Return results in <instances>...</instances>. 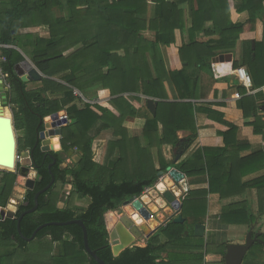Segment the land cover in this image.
<instances>
[{
    "label": "trees",
    "instance_id": "1",
    "mask_svg": "<svg viewBox=\"0 0 264 264\" xmlns=\"http://www.w3.org/2000/svg\"><path fill=\"white\" fill-rule=\"evenodd\" d=\"M149 1L155 4V12L150 19L146 18L148 0H0L3 5L0 9V41L22 45L25 50H28L31 55L30 58L40 72L46 76L41 79L42 86L40 89L26 90L25 83H22L16 75L12 74V68L23 60V56L15 50L4 52L7 56L4 69L11 73L12 100L17 104L16 109H14V126L23 133L20 149L33 148L39 116L51 115L63 107L60 100H48L41 92L62 93L63 101L67 102L74 99L72 88L83 90L97 83H101L111 95L139 91L146 96L160 99L157 102L155 114L145 122V139L151 138L147 129L155 130L157 122H160L163 127V138L157 139L154 142L156 145L166 142L173 144L179 142V145L185 148L192 142L195 132L183 139H178L175 133L176 130L190 125L193 127L191 104L183 103L180 105L173 101H163L166 98V93L162 80L167 78L168 82L173 83L181 97L185 95L196 97L197 94L194 92L197 91L199 80L197 77L191 78L187 74L188 68L200 63L202 68L206 67L207 70H210L209 58L211 56L217 52L234 49L244 25L254 21L258 13L263 10L262 2L264 0H241V3L235 7L236 14L233 15L238 18H235V21L230 18L231 8L229 4L232 0ZM194 1L197 2V9L193 8ZM178 3H183L186 6L187 15L185 19L182 9L177 8ZM55 8L59 11H66L67 16L65 14L53 15ZM245 13L247 19L240 20L239 17ZM208 20L213 21L211 31L204 29L205 22ZM185 25L190 38H193L195 32L200 30L208 33L219 31V40L211 45L206 43L202 45L205 51L199 55L194 51L197 46H201L202 42L191 41L188 45L184 44L179 48V56L185 65L180 70L167 72L158 44H172L174 42V29H183ZM41 26L44 27L43 32L45 33L17 32L20 28ZM147 30L155 32L154 40L150 41L143 35V32ZM72 47V51L65 53ZM188 47L193 50L187 49ZM150 51L152 52L151 62L155 77L146 55ZM243 64L250 67L254 87L264 84V40L255 42L253 49L248 41L245 42ZM238 66L237 61L233 62L234 68ZM54 76H63L67 85L51 79ZM261 92H264V89ZM248 101L251 103L249 108L245 106V102L248 103ZM111 102L112 105L86 104L81 110L71 106L68 110L69 121L62 128L60 143L64 151L70 148L80 150V158L75 166L61 167L60 154L52 151L51 154L54 156L55 162L48 168L53 159L49 156L44 157L45 152L40 150L39 144L34 148L33 159L37 172L34 187L26 191L24 202L17 207L15 212L16 217L5 218L0 221V247L1 241L4 240H12L15 243L11 249L6 248L8 251L4 253H1L2 249H0V264H3L7 258L15 257L19 249H26L28 242L19 236L16 218L21 212L33 206L34 194L49 183L50 173L54 175L53 184L46 192L39 195L38 208L32 213L25 214L20 221V230L24 236H30L37 226L45 222L81 219L86 227L89 247L96 250V254L105 264L172 263L170 257H168V261L160 260V254L170 242L183 235V225L173 222L167 223L162 230L167 236L165 241H159L157 233H155L143 247L126 248L117 256H113L111 253L104 213L115 210L130 197L139 196L146 188L154 184L156 172L165 170L166 166L169 165L165 163L160 151H158L160 165L158 170L146 167L143 159L142 161L139 159L137 166L129 170L126 153L120 148L121 154L112 163L107 176L104 177L108 169L103 166H95L96 164L92 161L93 138L88 135V130L99 119L112 126L114 132L117 133L122 128L121 124L124 118L135 114L130 102L123 96L114 97ZM242 110L245 117L251 113L256 114L257 104L254 98L243 97ZM257 119H260V116ZM262 125H264L263 122ZM233 127L231 125V129ZM42 129L43 125L39 127L40 131ZM48 130V138L53 141V137L58 135V129L50 128ZM122 130L124 132H122L120 142L125 145L128 136L126 130L124 128ZM258 131L261 132L262 128ZM258 131L254 129V132L259 133ZM6 134L8 135V132ZM133 141H137V139H133ZM118 142L119 140L111 144L117 145ZM146 142L147 148L145 150H148L152 143L150 140ZM3 153L7 154L8 149L0 146V154L3 155ZM0 157V167L13 168V165L7 162V158ZM257 157L255 153H252L251 161H255ZM119 164L122 170L125 169L124 174H121L120 177L116 173ZM174 166L189 176L186 167L177 164ZM242 166L243 164L238 167L243 172ZM206 168L210 178L209 187L207 190L189 191L182 209L184 214L188 212V209L195 211V208L198 207L197 202H190L191 197L199 196L201 199L196 200L204 202L206 193L214 192L212 191L214 185L221 184V181L212 174V165L208 163ZM248 168L254 169L255 166L250 163ZM203 169L198 167L195 170L200 173L204 172ZM228 172L229 174L226 175L230 178H228V186L231 189L232 176L235 173L231 164L228 167ZM69 175L71 176L73 192L68 196L67 205L61 208L56 204L58 192L55 188L64 184ZM218 175L219 173L216 176ZM15 179L16 173L0 170V184L2 185L0 206L7 204ZM254 185L264 188V179L254 182ZM241 189L244 190V186ZM75 194L90 198V203L85 210H78L71 203ZM258 203V214L248 217L251 222L259 214L264 213V193L262 198H258ZM46 237L48 241L45 243L49 246V251L55 243L59 245V250L51 256L49 261L42 264H97L84 249L82 230L79 225H48L41 228L34 239L39 241ZM258 237L260 243H264V233H259ZM43 245L34 247L37 250Z\"/></svg>",
    "mask_w": 264,
    "mask_h": 264
},
{
    "label": "crops",
    "instance_id": "2",
    "mask_svg": "<svg viewBox=\"0 0 264 264\" xmlns=\"http://www.w3.org/2000/svg\"><path fill=\"white\" fill-rule=\"evenodd\" d=\"M240 3L241 0H232V2H230L229 7L231 8V20L235 21V18H237L234 17L233 14H236L235 7H237ZM2 6L3 5L0 3V9H2ZM154 7L155 4L148 0L147 19L153 17L155 12ZM197 7V2L194 1L193 8L197 9ZM177 8L182 9L183 17L185 19L187 15L185 4L178 3ZM262 9L263 10L258 13V16L254 21L248 22L244 25L243 31L239 34L234 49L226 52H217L209 58L210 70H207L206 67L202 68L199 64L192 65V67L188 68L187 74L190 75L191 78L197 77L199 80L197 91L194 92L197 94L196 97H190L189 95L181 97L173 83L168 82L167 78L162 80L166 93V98L163 99V101H173L179 103L180 105L183 103H190L193 111V127L190 125L188 127L178 129L175 132L178 139H183L195 132L192 142L187 147L182 148L180 146L183 152L176 160H174V155L177 151L176 143L173 144L166 142L159 145L154 143L157 139L161 140L163 138V127L160 122H157L155 130L150 128L147 129L151 138H144L145 122L155 114L147 108L146 99L152 98L156 101L155 111L157 102L160 101V99L146 96L139 91L123 92L118 95H111L109 90L105 89L101 83H97L83 90L72 88L74 99L67 102L63 101L64 96L62 93H50L49 91L41 92L46 99H58L63 105L61 110L51 115L42 117L44 121H52L53 125L50 128L53 130L59 129V127L61 129V134L57 135V137L55 136L57 139L56 146L50 142V152H59L57 150L62 149L60 143L62 128L68 124V110L71 106H74L77 110H81L86 104L93 105L96 103H103L105 105H112L111 100L117 96H123L128 102H130L135 114L133 116L128 115L124 118L121 124L122 128L118 130L117 133L114 132L112 126L99 119H97L90 126L88 135L93 138L92 161L96 164L95 166H103L108 169L106 170L104 177L107 176L112 163L119 157L122 150L126 153V157L128 150L132 151L129 155L130 159L131 153L132 155L136 154L138 156V160L140 159L142 161L143 159V163H145L146 167H149L150 169L154 168L158 170L160 168L158 151H160L165 163L169 164L166 166L165 170H159L156 172V181L154 184L159 180L166 182V177H169L172 180V183H166L170 186L169 188L174 192L176 197L182 202L180 213L184 217V222L180 223V225H183L184 229L183 235L179 238H175L161 252L160 260L168 261V257H170L172 259L171 264H225L227 244H243L248 231L251 230L252 236L256 235V239L251 245L253 247L250 246L251 248H249V250L245 253L241 264H264V243H260L258 237L259 233H264V213L259 214L253 222L248 220L249 216H255L258 214V198H262L264 193L263 187L254 185V182L262 181L264 179V127H262L264 126L262 125V122L264 123V92H261L264 89V84L259 87H254L252 84L250 67L243 64L245 42L248 41V43H250V47L253 49L255 42H261L264 40V1L262 2ZM239 19L243 21L246 20L247 14H243V16H240ZM39 28L41 30L44 27H36L37 30ZM204 29L211 31L213 29V21H206ZM43 30L40 32H43ZM30 31L33 32V29L20 28L17 30V32L20 33ZM143 35L150 41L155 39V32L153 31H144ZM218 40L219 31L208 33L204 32V30H200L195 32L193 38H190L186 25L183 29L175 28L174 42L172 44H158L166 71L180 70L185 65V62H182L179 56V48L184 44L188 45L191 41L202 42L201 46H197L194 51L197 55H199L203 54L202 51H200V49H203L202 45H205V43L211 45L216 43ZM6 44H10L13 47L1 50V55L6 58V61L1 64L3 70H5L4 64L7 62V56L4 52L7 50H15L23 56V60L26 59L29 61L32 66L40 74H42L41 79L46 77L42 72H40L29 55L19 47L22 45L17 43ZM187 49L193 50L191 47H188ZM225 54H230V60H213L215 57ZM146 55L150 61L153 76L155 77L156 75L151 62L152 52H147ZM23 60L18 63H21ZM235 61L239 63L237 68L233 67V62ZM14 67L12 68V74L18 77ZM239 70H242L243 73L248 75L250 79V84L248 86L243 84L238 72ZM5 71L10 72L9 70ZM41 79L38 81L21 82L25 83V89L30 91L40 89L42 86ZM51 79L55 80L57 83L67 85L62 76H54L51 77ZM8 81L10 88L6 92L7 103L4 100L0 102V125L4 123L0 126V139L4 136L8 139L10 144L9 137L6 134V124H8L6 121L9 120L13 130L14 151L11 147L5 155L14 152V165L12 169L0 167V170L16 173V179L7 204L0 207L16 212L17 207L24 202L26 191L29 190L25 187L26 178L19 175L17 169L20 163L22 162L24 164L25 161V157L21 156L22 153L31 149L19 148L20 143L22 144L21 137L23 133L22 131L17 130L14 126V109H16L17 104L12 100L11 73ZM32 82H35V85L31 86L28 84V86L30 85L29 87L32 88H27L26 83ZM246 96L254 98L255 103L257 104V112L256 114L251 113L245 117L242 110V98ZM250 104V101H248V103L245 102V106H248V108ZM259 116L260 119H257ZM2 119H5V122ZM61 120H64L65 124L60 123ZM231 125L234 126L232 129ZM123 128L126 130V135L128 136V140H124L125 145H122L123 143L120 142L123 134L122 132H124V130H122ZM260 128H262L261 132L258 131ZM254 129L259 133L254 132ZM133 139H137V141H133ZM117 140H119V144H111ZM148 140H150L152 145L148 150H145L147 148L146 141ZM9 144L0 142V146L4 147H8ZM39 145L41 144L39 143ZM65 153L67 155L73 153V155L76 156V159L71 167L75 166L80 158V150L77 148H70L66 150ZM252 153H255V156H258L253 162L251 161ZM16 155H20L19 160H16ZM142 155L143 158H141ZM238 159H240V161H238ZM138 160L135 164L131 162L128 169L130 170L137 166ZM208 163L213 167L212 174L215 175V178L217 177L221 181V184L214 185V189H212L214 192L209 191L206 193L204 196V202L196 200L201 199L199 196L195 197L194 195V197H191L190 202H197L198 207L195 208V211L188 209V212L184 214L182 209L189 191L207 190L209 187L210 178L207 170H205L207 169L206 167ZM250 163L255 166L254 169L248 168ZM176 164L178 166L183 165L186 167L189 171V176L178 170L176 166H174ZM230 164L232 165V168L235 169V173L232 176L233 184L231 189L230 186H228L230 178L226 175L229 174L228 167ZM240 164H243V172L242 169L238 167L241 166ZM198 167H200V169L204 168V172L197 173L195 169ZM121 170L122 168L118 167V170L116 171L118 177L125 172V169ZM172 171H176L183 176L187 185L186 189H183L179 182L172 177ZM159 172H161V175H158ZM217 173H219L218 176H216ZM29 175L30 177H34L36 180L37 172L34 174V171L30 170ZM18 178L20 179L18 180ZM212 179L214 181V177ZM18 183L20 185H18ZM69 183L73 189L72 182L70 181ZM243 186L244 190L241 189ZM174 188H177L180 193L176 194ZM1 189L2 185L0 184V190ZM140 195L134 198H139ZM74 196L79 197L81 195L75 194ZM78 200L80 199L74 198L73 205L75 208H77L78 203L76 204V201ZM154 203L157 205L156 201H154ZM143 204L151 213V217L147 220L143 219V221H146L143 224L140 223L143 228L142 230L144 231L146 229L145 225L147 224H153L155 221L158 223L155 222L154 226L149 229L147 233L150 235L148 237L143 233L145 238H140L143 242L142 244L139 243V245H134L140 247L145 246L149 238L155 233H157L159 241H165L167 239L165 232H162V230L167 223L172 222L171 220L166 221V219L174 212L173 209H170L167 205H165V207H162L164 209L162 212L164 213L160 212L159 214L162 215L159 218L157 212L152 213L149 205L145 203ZM15 206L16 210L13 209ZM105 213L104 221L106 225ZM151 218H153L154 221ZM196 224L203 225L204 232L202 235H197L195 233ZM106 228L109 231L107 225ZM13 258H7L5 263L11 264L14 262L12 261ZM20 260L21 264L25 263L23 259Z\"/></svg>",
    "mask_w": 264,
    "mask_h": 264
},
{
    "label": "water",
    "instance_id": "3",
    "mask_svg": "<svg viewBox=\"0 0 264 264\" xmlns=\"http://www.w3.org/2000/svg\"><path fill=\"white\" fill-rule=\"evenodd\" d=\"M213 60H230V54L225 55H219L218 57H215ZM14 70L16 74L18 75V78L22 82H28V81H38L41 79L42 74H40L33 66L32 64L24 59L21 63H18L15 65ZM241 72H243L241 70ZM146 106L147 108L154 114L155 113V106L156 101L152 98L146 99ZM5 122V119H2ZM6 130L9 135L10 144L7 147V149H11L13 147L14 151V137L12 133V127L10 125V121H6ZM43 125V129L40 131L39 127ZM53 125L52 121H44L42 117L39 116V121L36 128V139L34 142V146L31 150L25 151L22 153L21 156L25 157L24 164L21 162L18 166V173L19 175L24 176L25 179V187L26 189H33L35 184L34 177H30L29 172L30 170L34 171V174L36 173L35 168L36 165L34 164L33 159V150L37 146V144L40 145L41 151L45 152L44 157L49 156L53 159V162L48 165V168L51 167V165L55 162L54 156L51 154V148H50V138H48L49 135V128ZM61 134V129L59 127L58 129V135ZM177 151L175 152L174 160L178 159L183 152L181 149L179 143H176ZM0 156L3 157V159L7 158V162L10 165H14V152H11L8 155L0 154ZM1 158V157H0ZM51 179L49 183L43 187L42 189L38 190L33 197V206L19 214V216L16 218L17 220V232L19 236L24 239L25 241H30L35 238L37 232L48 225H68V224H77L80 226L82 230V239H83V246L86 251V253L91 256L97 264H105V262L96 254V250L91 249L88 244L87 240V232L86 227L84 225V222L81 219H72L67 221H50L45 222L37 226L32 234L30 236H24L20 230V221L22 217L27 213L34 212L39 205L38 197L42 193L46 192L48 188L53 184L54 182V175L50 173ZM158 175H161V172L158 173ZM155 189L160 193L163 200L166 201L168 208H171L174 210L173 214H171L166 221L171 220L173 223H183L184 217L180 213V209L182 206V202L176 197L174 192L169 188L170 186L167 185V183L163 180H159L155 183ZM123 207H128L130 211H126L116 221V223L112 226L111 229L108 231V243L111 249V253L113 256L119 255L121 251H123L126 248H130L134 246V242L143 236V228L140 223H137L133 219V215H138L143 220H147L151 217V213L149 210L145 207V205L142 203V201L139 198L130 197L129 199L122 202ZM15 212L9 209H5L0 207V220H4L5 218H15ZM204 232V227L201 224L195 225V233L197 235H202ZM150 234H146L148 237ZM256 239V235L252 236V231H248L245 242L243 244H234L230 243L227 244L226 248V255H225V264H241V261L245 255V253L249 250L250 246Z\"/></svg>",
    "mask_w": 264,
    "mask_h": 264
},
{
    "label": "rangeland",
    "instance_id": "4",
    "mask_svg": "<svg viewBox=\"0 0 264 264\" xmlns=\"http://www.w3.org/2000/svg\"><path fill=\"white\" fill-rule=\"evenodd\" d=\"M63 14H65L67 16L66 11H59L57 8H55V10L53 12V15H56V16H61ZM241 16H243V14ZM32 29H33V32H38V33L40 32V28L38 30L36 29V27H34ZM43 29H41V30H43ZM45 29H46V27H45ZM43 33H45V32H43ZM146 34H147V32H146ZM19 47L22 50H24V52L26 54H28L29 57H31V55H30V53L28 51H26L22 46H19ZM72 49H73V47L70 48L69 50L72 51ZM69 50H67L66 53L70 52ZM200 51H202V53H203L205 50L200 49ZM198 64L200 65V63H198ZM32 83H34V84H32ZM32 83H26L27 84L26 87L29 88V89L32 88V87H29V86L30 85L34 86L35 82H32ZM28 84H30V85L28 86ZM98 85H100V84H98ZM64 122H65L64 120L60 121V123H64ZM64 124H61V125H64ZM51 140H50V142H52L54 144V146H56V141H57L56 137L53 139V141H51ZM0 142L5 143V144H9L8 139L6 137H4V136L0 139ZM21 145L22 144L20 143V147H21ZM12 150H13V147H12ZM57 151H59L58 153L60 154V157H61V167H67V166L71 167L73 165L75 159H76V156L73 155V153H71L70 155H67L63 149H60V150H57ZM130 152H132V151L128 150V154H127V161H128L127 163H128V165L131 164V162H133L135 164L137 162V160H138V156L136 154L132 155V153H131V158H132V160H131L130 157H129ZM142 157H143V155L141 156V158ZM238 161H240V159H238ZM118 167H120V164L117 166V168ZM19 179L20 178H18V180ZM70 181H71V176L69 175V176L66 177V182L64 184L58 185L57 188H55L56 192H58V197L56 198V204H57L58 207L62 208V207H65L67 205L66 201L68 200V196L73 192V189L71 188L70 183H69ZM18 185H20V184L18 183ZM154 185L155 184H152L149 188L155 189ZM144 191H146V189ZM155 191L160 195V193L156 189H155ZM74 198L80 199V200L76 201V204L78 203L77 204V209L78 210H85V207L87 206V204H89V197H81V196H79V197L76 196L75 197L73 195V197L71 199V203H73V204H74ZM164 202L167 205L165 200H164ZM85 203H87V204H85ZM149 208H150V211L152 213L157 212L159 218L161 217V215L159 213L160 212L164 213V212H162L164 209L162 207L156 205V203H154V202L150 203ZM13 209L16 210V206ZM113 211L115 212V215H116V219H115V222H114V224H115L116 221L118 220V218L120 217V215L125 213L126 210H125V207H123V205L120 204ZM133 219L137 223H142V224L144 223L143 220L141 219V217L136 215V214L133 215ZM154 224L155 223L153 222V224L145 225L146 229L143 231V233L146 234L149 231V229L154 226ZM142 238H145V236H142ZM46 241H48L47 237L42 239V240H39V241H38V239H32L30 241H27L28 244H27L26 249H19L18 250V254L12 260L14 262H12L11 264H20V261H21L20 259H23L25 261L24 264H42V263H44L46 261H49L51 256L55 255L58 252L59 245L57 243L53 244L51 251H49V246L47 245V243H45ZM139 243L142 244L143 243L142 240H140V239L136 240L133 245H139ZM41 244H44V245L41 248H37V250H36V248L34 246H36V245L39 246ZM14 246H15V243L12 240L1 241V247H0V249H2L1 253H4L5 251H8L9 249H11ZM40 249H42V250H40ZM4 264H6L5 261H4Z\"/></svg>",
    "mask_w": 264,
    "mask_h": 264
},
{
    "label": "bare ground",
    "instance_id": "5",
    "mask_svg": "<svg viewBox=\"0 0 264 264\" xmlns=\"http://www.w3.org/2000/svg\"><path fill=\"white\" fill-rule=\"evenodd\" d=\"M171 175L172 177L177 180L179 182V184L182 186L183 189H186L187 188V185H186V181L185 179L183 178V176L176 172V171H172L171 172ZM166 182L167 183H172V180L169 178V177H166L165 178ZM174 191L176 194H179V190L177 188H174ZM140 200L147 204V205H150L151 202H154L156 201L157 202V205H159L160 207H165V202L163 199H161V196L155 191V189L153 188H147L146 191H144L141 195H140ZM128 208V207H127ZM127 208H126V211H127ZM157 208V207H156ZM171 209V208H170ZM152 210V209H151ZM162 210V209H161ZM153 211V210H152ZM170 211V210H169ZM162 215V214H161ZM154 216V215H153ZM105 218H106V225L107 227L110 229L112 228V226L114 225V222H115V219H116V215H115V212L114 211H109V212H106L105 213ZM158 218V217H156ZM153 220V218H151ZM160 220V219H159ZM154 221V220H153ZM143 222H146V221H143ZM156 222V221H155ZM154 222V223H155ZM158 223V222H156ZM146 235V234H145ZM146 242V241H145Z\"/></svg>",
    "mask_w": 264,
    "mask_h": 264
},
{
    "label": "built area",
    "instance_id": "6",
    "mask_svg": "<svg viewBox=\"0 0 264 264\" xmlns=\"http://www.w3.org/2000/svg\"><path fill=\"white\" fill-rule=\"evenodd\" d=\"M13 46L10 44H6L3 42H0V102L2 100H4L5 102L7 101L6 98V92L9 90L10 88V84H9V77H10V72L5 71L2 69V63L6 61V58L4 56L1 55V50L2 49H8V48H12ZM239 75L242 79V82L245 86H248L250 84V79L248 77V75H246L245 73L241 72V70L238 71ZM7 103V102H6ZM16 160L20 159V155H16Z\"/></svg>",
    "mask_w": 264,
    "mask_h": 264
},
{
    "label": "flooded vegetation",
    "instance_id": "7",
    "mask_svg": "<svg viewBox=\"0 0 264 264\" xmlns=\"http://www.w3.org/2000/svg\"><path fill=\"white\" fill-rule=\"evenodd\" d=\"M111 211V210H110ZM127 211L129 212L130 211V209L129 208H127ZM107 212H109V211H107ZM106 219V218H105ZM154 220V219H153Z\"/></svg>",
    "mask_w": 264,
    "mask_h": 264
}]
</instances>
